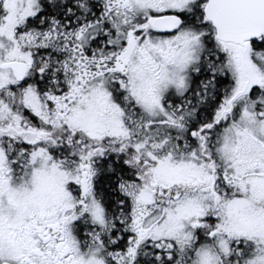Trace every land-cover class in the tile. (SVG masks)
I'll list each match as a JSON object with an SVG mask.
<instances>
[{"label": "snow or ice", "instance_id": "obj_1", "mask_svg": "<svg viewBox=\"0 0 264 264\" xmlns=\"http://www.w3.org/2000/svg\"><path fill=\"white\" fill-rule=\"evenodd\" d=\"M0 264H264V0H0Z\"/></svg>", "mask_w": 264, "mask_h": 264}]
</instances>
